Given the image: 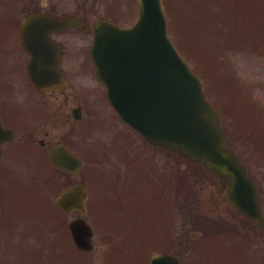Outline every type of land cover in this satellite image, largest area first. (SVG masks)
Listing matches in <instances>:
<instances>
[{
  "label": "rangeland",
  "instance_id": "obj_1",
  "mask_svg": "<svg viewBox=\"0 0 264 264\" xmlns=\"http://www.w3.org/2000/svg\"><path fill=\"white\" fill-rule=\"evenodd\" d=\"M166 2L169 6V13L172 19L174 35L176 36L182 47L190 53L191 56L189 54L188 56L190 57L193 66L197 68L202 73V75L205 76V78H208H206L207 83L209 84L210 82V85L212 87V91L210 90L211 98H213L214 102L216 103L215 106H217L219 111L223 113L225 126L226 128L228 127V134H231V137L234 139V141H236V144L238 146V141H242L240 132L243 128L245 129L249 121L245 122L242 126H238L235 123V120L230 115L231 110L230 107H228L230 103L231 109L234 110V113H238L241 107L245 108L246 106H248L246 102H249L250 99L254 102H251L249 104L250 108H252L253 110L262 108V112L264 109V0H164V3ZM208 5H214L215 7H217L219 12L223 14V32L225 33V35L230 33V36L226 37L225 35L220 34L218 36L209 35V31L205 29L204 34L207 37L204 40L205 42H207L212 37H217L219 40L225 41L226 38H228V45L238 44L239 46H241L234 54L230 53V55H228L231 59V66L228 60H223L221 61V63L223 64V66L228 68V73L231 75L235 87L239 86V81L241 82L243 90L239 89V92L243 94L246 102L244 101L242 95H239V93L230 98L234 91L233 84L230 81H228L227 84H222V86L220 87L213 86L215 74L209 72V70L212 67V64H214L216 61L214 62L210 55V52L208 51L209 45L205 47L206 50H203L202 48H195L191 43L194 41H197L198 43L202 42L203 36L200 30L204 27L202 22H204L206 20V17L208 16ZM130 8L129 20L132 21L137 13L136 0H131ZM170 15H168L169 19ZM222 49L227 50L224 46L222 47ZM217 69L218 79L222 80L225 74L224 68L219 63H217ZM235 75L239 78V81ZM252 114H255V112H253ZM240 116L241 115L238 113L237 117ZM250 118H252V115H250ZM93 119V124L89 129H87L86 124H83L80 129H77V132L74 134H68V132L66 131L62 132L64 126L65 128H68V125H65L64 120L59 121L57 125H53V128H55V130L59 131L61 134H67V136H70L69 140L71 141V143L76 141L77 146L72 143L74 146L73 149L77 151V153H82V156L84 158L86 157V160L89 162L88 165V162L86 161V169H84L78 175L63 177L59 183L61 189L66 188V185L68 183H71L72 181L76 182L82 180L85 185L87 184V188L92 191L90 197L91 199L93 197V194L96 192L95 189H103L105 183L93 173L94 167H96L98 164L95 162L97 153L92 152L91 150L93 148V151L95 149L98 152L99 146L102 145L103 141H106V143H110L111 138L114 139V136L117 134V128H119L115 122L114 124H116V126L111 123V120L109 118L105 119L104 116L95 117ZM244 119L245 118H242V120ZM135 135H132V138L130 140L139 145L142 140H140L139 137ZM124 138L125 133L122 132L120 138L117 139V141H122ZM248 142L249 143L247 144V149L251 154L253 163L256 165V168L253 169L252 173L254 175H259L257 168L264 169V162H262L263 157H258L259 150H255L253 148L254 144L251 141ZM241 145L242 143H240L239 147ZM145 148L150 154H154L156 150L150 149V147L146 144ZM157 152L163 158L164 162H167L168 164L172 162V155L169 154L168 151L162 150L161 153L159 151ZM91 155H93V157H91ZM98 157L100 156H97L96 158ZM179 159L180 164L178 166V169H185V171H187V174H189L190 176V178L187 179H191V182L194 181V183L197 184V187L199 188L201 194L206 191V188H208L209 190L211 187L216 192V199L214 202L210 201L209 196L203 197L207 210L212 211V208H220V205H218V203L223 202V200L220 198L219 191L216 188L215 182L210 181L211 179L203 170L202 166L195 164V166H193L195 171H189L187 169V166L189 165L188 161L181 158ZM20 178L22 182H25L26 180L24 178H27L29 180L28 184L32 186L33 189H39L47 193L48 195H36L31 192L26 185H21L20 187L15 186L8 189L5 194H3L4 199L0 198V214L3 216L0 219L3 222L2 228H0V238L2 239L0 241V257L5 259L7 264H35L30 260L29 255L27 253H24L25 247L28 245V250L31 247L32 251L40 250L45 251V253L47 254L48 251H46L45 245L49 244L50 242H54L57 244L60 242V245L66 252L65 255L69 256V258H67L66 256L65 258H63V256H61L62 259H60L59 255L53 256L50 254V256H52L53 258L46 259V255L44 253V257L42 254L39 255V258L43 257L40 264H81L78 263L81 256L82 261H84L83 258H85L88 264L142 263V260H140L139 258L134 259L130 256L135 254V250H137V246L135 244H128V246H126V255H124L122 259L115 256L116 249L114 246L103 245V242H101L100 239L101 237L104 238V236H100L99 233H105V230L99 226H95V224L93 223V218L95 217V215L90 202L89 214H87V216L88 218H90L91 223L94 224L93 226L96 230L93 239L94 243L96 244L95 251L83 257L81 253H78L71 246V239L68 240V238L66 239L65 237L66 243L64 242L63 244L61 241L62 238L60 239L59 235L56 236L57 231H60L58 230V226L61 225L59 223H56L54 227L53 224H47L46 221H42L44 219L55 220L59 217V214L55 211L54 208L49 211L50 215L44 217V214H48V202L52 207H55L54 201L57 195V193H53L50 190L41 189L40 183L47 178L46 175L36 176V174L34 172H31L30 169L28 173H25V177H23L22 172ZM97 179L101 182L98 186ZM221 207V213L218 215L229 217V220L232 222L237 221L233 213H230L229 210L225 208L224 203L223 205L221 204ZM76 215L77 214L72 213L71 215L65 216L66 221L68 222ZM41 222H46L45 224H43L45 230L42 238L40 237V235H36L39 234V225ZM155 227H157V225H155ZM200 235L201 233H197L191 240L193 241V244H197L196 251L194 250L193 253L191 252L192 255H198L200 252H204L199 256V258H205V260L210 264H223V261L225 259H230L233 263H235V255L231 248V242L229 240H225L223 242L220 240V238H215L216 240L211 238L210 241H207L209 238H206L205 235L199 237ZM178 236L179 233H175L174 239L177 238L178 240ZM256 241L257 239H255L253 244L249 245V247H245L243 251L252 253L255 246L257 245L255 244ZM228 245L231 249L226 248V246ZM208 246L210 247V249H208ZM186 247L187 243L183 241L182 249H179L180 252H178V254L182 255L187 249ZM155 248L157 247L154 244H151L147 249L148 255L152 251H154ZM22 253L24 254V256L22 255ZM215 253L219 254V256H217L218 260L212 258V254ZM236 255L240 257L239 253ZM22 256L24 258H21ZM72 256H74L75 262L72 261ZM148 259L149 257H146V260L145 262L143 261V264H148Z\"/></svg>",
  "mask_w": 264,
  "mask_h": 264
},
{
  "label": "water",
  "instance_id": "obj_2",
  "mask_svg": "<svg viewBox=\"0 0 264 264\" xmlns=\"http://www.w3.org/2000/svg\"><path fill=\"white\" fill-rule=\"evenodd\" d=\"M140 14L136 26L129 30H121L109 23H100L94 29L92 56L97 75L107 83L108 96L117 112L148 140L202 161L229 183L227 196L235 208L264 225L244 168L223 146L226 137L220 115L167 35V19L161 0H140ZM29 28L28 24L23 27L25 44L29 48H43L44 43L35 44L29 36ZM56 66L49 75L46 65L35 70L36 82L41 77L47 79L46 83L39 84L40 88L51 87L53 83L48 81L54 78L57 81V76H62L58 62ZM50 156L56 166L69 171L82 166V162L73 158L63 146L52 149ZM86 196L84 187L77 185L63 193L57 202L65 211L74 207L85 210ZM70 228L79 247H92V230L83 219L73 221ZM151 264L181 263L173 256L157 255Z\"/></svg>",
  "mask_w": 264,
  "mask_h": 264
},
{
  "label": "flooded vegetation",
  "instance_id": "obj_3",
  "mask_svg": "<svg viewBox=\"0 0 264 264\" xmlns=\"http://www.w3.org/2000/svg\"><path fill=\"white\" fill-rule=\"evenodd\" d=\"M29 8L28 14L37 11H44L51 15L59 16L66 12L60 9V3L53 0H26ZM76 13L75 15H77ZM84 21L89 22L87 16L82 14ZM113 20H116L113 18ZM14 19L2 22L10 27L16 25ZM21 22V21H20ZM20 26V24H19ZM88 27V24H87ZM20 28V27H19ZM68 30H63L53 34L56 40L63 45L59 53L61 65L66 70L68 82L71 80L73 73L87 71L91 68L92 63L89 55V47L64 45L68 41L64 36ZM73 30V29H71ZM90 32V29L88 28ZM30 55L18 46L16 39V31L13 28L0 29V64L3 72L0 77V116L4 126L11 129L14 135L12 142L6 143L10 145L11 151L14 152L16 144L31 143L33 141L40 142L43 140L45 148L50 143L49 131H44L45 136L38 137L42 131L43 124L50 121L52 113H55L62 104V101L50 100L47 97L59 95L62 93L53 92L51 94L39 93L31 83L27 72L25 71V63ZM76 101L78 96H74ZM81 108V102H76L69 107L65 115L70 116L75 108Z\"/></svg>",
  "mask_w": 264,
  "mask_h": 264
},
{
  "label": "trees",
  "instance_id": "obj_4",
  "mask_svg": "<svg viewBox=\"0 0 264 264\" xmlns=\"http://www.w3.org/2000/svg\"><path fill=\"white\" fill-rule=\"evenodd\" d=\"M201 30H202V32L204 33L205 27H203Z\"/></svg>",
  "mask_w": 264,
  "mask_h": 264
}]
</instances>
